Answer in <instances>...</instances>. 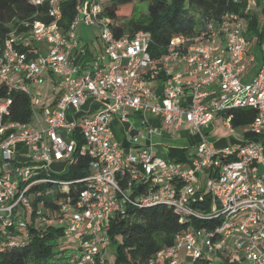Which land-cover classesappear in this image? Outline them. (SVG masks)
Instances as JSON below:
<instances>
[{
    "label": "built area",
    "instance_id": "2783aa9c",
    "mask_svg": "<svg viewBox=\"0 0 264 264\" xmlns=\"http://www.w3.org/2000/svg\"><path fill=\"white\" fill-rule=\"evenodd\" d=\"M31 1L46 2L51 20L34 21L27 34L7 35L0 48V85L31 98L30 85L48 79L55 101L36 109L32 100V120L21 122L9 118L11 98L0 96V234L7 233L10 244L21 241L12 228L25 226L21 214L32 210L30 188L48 181L52 172L67 171L76 155H83L90 157L89 173L77 198L58 201L55 218L37 217L63 224L66 235L78 234L69 253L79 263L102 258L110 243V217L124 214L128 206L162 202L181 216L221 221L211 231L178 233L174 244L148 264H193L200 255L217 256L224 264H264V63L242 80L255 60L248 53L247 18L226 12L193 34L174 36L155 58L147 31L115 37L108 20L97 15L95 0L77 6L66 30L59 25L65 0ZM252 1L245 0V12ZM79 23L98 28L102 52L93 68L80 70L71 59ZM30 41L44 42L46 51L29 58L19 46ZM88 100L98 108L82 111ZM245 107L256 110L248 127L261 138L224 147L202 138L187 167L153 153L149 117H158L165 127L189 123L199 131L215 113ZM230 118L224 119L228 127ZM115 120L122 126V141L112 130ZM201 191L209 196V214L192 206Z\"/></svg>",
    "mask_w": 264,
    "mask_h": 264
},
{
    "label": "trees",
    "instance_id": "16d2710c",
    "mask_svg": "<svg viewBox=\"0 0 264 264\" xmlns=\"http://www.w3.org/2000/svg\"><path fill=\"white\" fill-rule=\"evenodd\" d=\"M83 0H65L60 4L59 25L66 30L77 14V6ZM99 6L97 15L108 20L115 37L133 36L138 31H147L150 35L148 49L153 57L166 50L171 38L179 34H193L208 20H218L226 12H235L247 18V38L250 43H261L264 33L260 29L256 11L245 9V0H95ZM146 3L144 12L126 13L121 10L126 4ZM49 22L46 2L35 4L31 0H0V48L10 32L16 35L27 34L34 21ZM29 58H35L46 51L30 41L19 46ZM158 77H162L161 73ZM147 79H153L151 74ZM11 98L9 118L21 122L32 120V99L24 92L7 89L0 85V96ZM55 99L51 102L53 103ZM50 105V104H49ZM231 116L230 123L248 125L256 117L251 107L236 108L224 116ZM81 142V140L79 141ZM185 148L170 147V157H185ZM90 157L76 155L67 171L50 174L48 181L36 183L30 188L33 194L32 210L21 214L25 223L23 228H12L22 235L17 244H10V238L0 234V264H83L73 259L66 250L64 225L56 222L46 223L37 217L55 218L59 214L58 201H73L85 187L84 178L88 176ZM143 189V184L136 186ZM144 190V189H143ZM35 193H39L35 195ZM42 203V204H41ZM192 206L198 211L209 214V196L197 192ZM182 218V221L180 219ZM221 221L219 217L181 216L173 206L158 202L149 206H128L125 213L110 217L107 234L109 244H114V259L108 262L104 258L85 264H148L161 249L174 244L178 233L202 228L213 230ZM16 226V225H15ZM16 229V230H15ZM3 235V236H2ZM63 258L58 262L55 257ZM193 264H212L206 255H200Z\"/></svg>",
    "mask_w": 264,
    "mask_h": 264
},
{
    "label": "rangeland",
    "instance_id": "374dc122",
    "mask_svg": "<svg viewBox=\"0 0 264 264\" xmlns=\"http://www.w3.org/2000/svg\"><path fill=\"white\" fill-rule=\"evenodd\" d=\"M92 0H84V2L90 3ZM135 9L136 11L139 12H144L146 8V3L139 2V3H134V4H126L122 6L121 10L129 13L131 12L132 9ZM251 8L256 11L257 17H258V22L260 29L264 33V0H253L252 1V6ZM75 32L77 33V37L80 39L82 42H87L91 44L94 49L97 51V54L100 56V39L98 37V28L95 25H87L84 23H79L76 26ZM38 45L45 47L44 42H37ZM248 51L252 53L255 57V60L251 63V66L249 68L255 71L259 68V66L264 63V38L261 43H250L248 46ZM247 70L245 73L249 74V71ZM249 71V72H248ZM30 92H31V98L34 102L35 108L37 109L40 104L45 103V106L47 105L46 102L50 101L54 97V93L51 91V86L50 82L48 79H45L43 83L39 85H30L29 87ZM215 118V123H216V130L214 133L211 135H207V140H220V139H225L228 146H232L235 142H243L249 139V136L252 134L248 125H232L230 128H225L221 125L222 122V117L220 118ZM113 132L116 133V138L121 139V134L119 133V128L116 127L115 125L111 126ZM56 131L59 134H62L63 137L66 139L67 137L64 135V130L57 128ZM167 136H170L171 139L176 138V133L174 134H169ZM170 137L163 138L160 136H157L156 134L152 135V140L153 143H159L160 145V151H163L164 146L166 144H174V143H180L178 142L177 139H174L173 141L170 139ZM169 138V139H168ZM153 150L157 151L159 150L156 145L153 146ZM188 155L191 156L195 153L194 147H188L187 149ZM56 171H60L59 169H55ZM52 173H57V172H52ZM11 180L13 181L14 178L11 176ZM17 181V180H16ZM79 238L78 234L76 235H66L65 238H63L64 241H66V250L68 251H74L77 246V239ZM115 247L114 244H109L103 251H102V258L107 260L108 262H112L115 255H114ZM180 255L183 257L182 252ZM212 264H220L221 263H226L225 261H222L219 257L211 255L210 256ZM188 262L190 261L191 257H186ZM55 260L58 262H63L64 259L60 257H55Z\"/></svg>",
    "mask_w": 264,
    "mask_h": 264
},
{
    "label": "crops",
    "instance_id": "0c3cea01",
    "mask_svg": "<svg viewBox=\"0 0 264 264\" xmlns=\"http://www.w3.org/2000/svg\"><path fill=\"white\" fill-rule=\"evenodd\" d=\"M75 34H76V38H77V44L73 47V49L71 51V59H72L73 63H75L79 67L80 70L87 69V68H93L95 66V64L98 62L99 54H97V51L94 49V47L91 44H89L87 42L80 41V39L77 37L76 32H75ZM101 52H102V47H101V42H100V54H101ZM248 53H250V52L248 51ZM250 66L248 67L247 70H249ZM250 70H249L250 72L248 71L249 74L244 73L242 80L248 81L257 71V70L254 71L253 68ZM52 99L50 101H47L46 104H49L50 102H52ZM43 104H45V103H43ZM98 106H99V104L97 102L88 100L85 104L82 105L81 110L87 111V112L88 111L92 112V111L96 110L98 108ZM214 116L216 118L222 117L221 125L225 128H230L231 123H230L229 127L224 124L225 116L223 114L215 113ZM214 116H213V119L207 125L202 126L199 129V131H194L189 123H183L179 128H175L172 126L165 127L162 124V121H160V119L158 117H149L148 120L154 127L153 134H156L157 136H160L163 138L164 137L167 138V137H170L167 135L176 133V136H175L176 138H174V139H177L178 142H180V143L163 145L164 149H163V151L161 150V152H159L161 149L159 143H153L152 142V150H153L154 145H156L159 149L157 151L153 150V153L160 156V157L171 159L181 167H187L188 166V159L190 158V156L188 155V151H187L188 147H194L195 148V145L202 138H204L208 143H210L214 147L228 146V145H226L227 142L225 139L211 140V141L207 140V137H208L207 135L208 134L212 135L214 133V131L216 130V123H215ZM113 125H115L116 127H118L120 129L119 133L121 134V137H122L120 140L117 138L116 139L119 141H122L123 140V134H122L121 124L117 120H115L112 123V126ZM114 135L116 137L115 132H114ZM252 138L253 139L254 138L255 139L261 138V136L260 135L257 136V135L252 133L249 136V139H252ZM170 139H171V137H170ZM174 139H171V140L173 141ZM170 147L185 148L187 155L183 158H181V157H170L169 156ZM182 255H183V253H182ZM160 264H162V263H160Z\"/></svg>",
    "mask_w": 264,
    "mask_h": 264
}]
</instances>
